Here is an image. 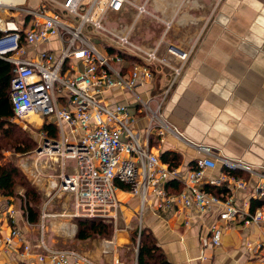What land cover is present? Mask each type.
<instances>
[{
	"label": "built area",
	"instance_id": "2783aa9c",
	"mask_svg": "<svg viewBox=\"0 0 264 264\" xmlns=\"http://www.w3.org/2000/svg\"><path fill=\"white\" fill-rule=\"evenodd\" d=\"M149 1L41 0V6L33 9L0 0V58L13 65L10 93L13 120L35 125L31 118L38 115L41 130L45 124H54L58 133L56 139H48L42 130L39 147L43 151L38 152V147L34 155L36 180L40 183L44 168L56 162L61 165L62 172L42 187L49 196L46 205L56 196L72 194L74 210L62 216L103 219L118 232L124 184L140 199V231L144 210L154 200L158 208L183 205L204 215L218 209L219 221L224 223L241 219L245 224H260L264 221L263 208L251 212L247 204H236L233 194L224 198L202 185L227 184L230 190L246 188L245 180L232 173L242 170L258 179L255 191L257 196L264 197L263 167L221 157L222 166L230 172L206 177V170L217 165L211 157V147L188 141L207 156L198 158L194 167L184 171L164 163L151 146L153 132L161 136L167 131L180 134L161 114L162 103L152 107L153 99L145 100L136 92L137 87L153 79L155 68L170 65L166 57L158 55V46L144 47L133 40L135 23L142 15L157 17L147 8ZM131 8L137 10L133 22L106 25L113 15ZM165 23L168 29L171 22ZM54 39L60 43L59 51L39 49L41 44ZM126 55L139 60L127 72ZM188 56V52H183L180 58L186 60ZM181 69H174L175 77ZM114 89L133 92L138 98L136 109L110 101L108 93ZM138 114L149 117L143 137L131 128ZM171 180L183 183L180 192L167 189ZM15 212L11 210L12 214ZM43 213V217L48 216L45 210ZM2 226L0 218V229ZM223 230L221 223L216 222L210 235L202 238L203 247L219 246ZM20 235L19 228H14L7 237L0 233V251ZM110 244L103 248L105 255L116 252ZM251 247L258 253L259 264H264V240ZM37 248L42 250L39 259L48 257L52 264H97L76 250L56 249L44 240ZM25 251L30 253L33 248L27 245ZM107 264L126 263L116 256Z\"/></svg>",
	"mask_w": 264,
	"mask_h": 264
},
{
	"label": "crops",
	"instance_id": "0c3cea01",
	"mask_svg": "<svg viewBox=\"0 0 264 264\" xmlns=\"http://www.w3.org/2000/svg\"><path fill=\"white\" fill-rule=\"evenodd\" d=\"M8 1L38 8V0L34 3L33 0ZM149 5V10L157 16L150 17L152 26L161 32L152 44L136 42L144 47L158 46V55L166 57L170 65L155 68L153 79L137 89L148 95V100L153 99L156 105L162 103L161 114L180 134L167 131L161 136L153 132L150 140L153 150L160 157L165 151H177L182 158L180 167L186 171L195 166L198 158L207 156L189 142L211 147V157L217 165L206 170V177L228 173L221 164V157L241 159L253 167L264 168V0H150L147 7ZM143 16L136 21L134 32L148 25L147 21L140 22ZM165 21L171 22L168 29ZM49 46L51 50H58L60 43L54 39ZM183 52L189 53L186 60L180 58ZM178 67L182 69L175 77L174 69ZM119 93L123 97L118 98ZM108 96L110 101H123L136 109V102L125 90L114 89ZM35 116V126L39 127L40 118ZM148 118L138 114L136 120L137 125L143 122V135L147 132ZM141 130L138 131L140 135ZM234 174L245 180L246 188L230 190L227 184L214 186L208 183H203L202 187L205 190L214 188L217 195L224 198L233 194L235 203L247 204L251 212L264 209V197L257 196L255 191L258 179L242 170L234 171ZM178 182L182 190L184 185ZM120 196L126 230L115 232L111 240L79 241L75 237V220L71 219L68 227L64 223L62 233H55L50 227L48 240L45 238L44 218L47 216L43 217L44 213L41 233L40 223L28 219L20 201L0 194L1 235L7 237L14 228L21 231L19 237L11 244H5L0 251V264H52L48 257L39 259L42 250L37 245L41 240L56 249L76 250L97 264H107L116 256L126 264H138L139 249L131 261L122 258L119 251L134 247L127 226L139 221L140 199L125 188ZM12 209L16 211L14 214ZM142 222V229L157 241L159 252L168 264L260 263L258 253L251 245L264 240V221L245 224L236 219L224 223L219 221L218 209L204 215L183 205L158 208L154 200L144 210ZM216 222L224 228L222 242L217 247L204 248L202 238L210 235ZM138 230L140 237V222ZM64 236L73 239L71 247L55 243ZM107 243H111L109 247L116 251L115 254L103 253ZM27 245L33 248L32 252L25 251Z\"/></svg>",
	"mask_w": 264,
	"mask_h": 264
},
{
	"label": "trees",
	"instance_id": "16d2710c",
	"mask_svg": "<svg viewBox=\"0 0 264 264\" xmlns=\"http://www.w3.org/2000/svg\"><path fill=\"white\" fill-rule=\"evenodd\" d=\"M1 35V32H0ZM127 64L124 71L132 68V64L139 61L134 56H125ZM14 76L13 65L0 58V194L13 197L21 202L31 222L39 223L42 214L43 198L41 193L24 178L18 165L13 160H4L5 151L26 153L34 148L35 142L29 132L22 129L20 125L13 121L14 112L10 100L11 80ZM42 130L48 139H56L58 136L54 124H45ZM161 160L170 167H180L182 158L177 151H165L161 155ZM229 171V170H227ZM230 172V171H229ZM234 173V171L232 172ZM25 189V197L19 195L17 187ZM126 190L128 186L121 185ZM171 192H180L181 186L177 180L169 181L167 185ZM214 193H218L214 188H209ZM219 194V193H218ZM25 201V202H24ZM77 225L76 239L85 241L94 238L111 240L115 234V227L106 220L99 218H76ZM138 227L133 233L134 238L138 235ZM157 241L145 229L141 230L139 243L138 264H168L159 252Z\"/></svg>",
	"mask_w": 264,
	"mask_h": 264
},
{
	"label": "rangeland",
	"instance_id": "374dc122",
	"mask_svg": "<svg viewBox=\"0 0 264 264\" xmlns=\"http://www.w3.org/2000/svg\"><path fill=\"white\" fill-rule=\"evenodd\" d=\"M139 1V0H138ZM143 0H140L139 2L142 3ZM35 1L33 0L32 3H34ZM40 4V5H39ZM152 5V4H151ZM151 5H149L147 8L150 9ZM31 6V5H29ZM41 6V0H38V8ZM33 7H37L36 4H33ZM37 8V9H38ZM137 15V10L136 8H131L127 11H124L123 14H117V15H113L111 17V20H108L106 25L108 27H112L114 26H118L119 23H129V22H133L135 17ZM151 16H149L148 14H144L143 18L140 19L141 21H147L148 25H146L145 27H143L142 29H137L136 32H134L133 35V39L137 42L143 41L149 44H152L153 41L159 36L161 30H159V28H155V26L153 24V21L150 19ZM140 23H138L139 25ZM141 25V24H140ZM139 25V26H140ZM157 27V26H156ZM153 30L155 31V33L153 32ZM50 43H44L41 44L39 49L40 50H49L50 48ZM59 51V48H58ZM123 92V89H120ZM128 95L135 101L138 102V98L135 96V94L133 92L127 91ZM136 92L143 97V99L148 100L149 97L148 95H146L145 93H143L140 89H137ZM119 97H123V94L119 93V95L117 96ZM123 102V101H121ZM152 107L156 106V102L152 101L151 102ZM37 117L35 115L32 116L31 120L33 121H37L36 120ZM149 119V118H148ZM148 119L144 122L146 123L148 121ZM18 125H20V127H22V129L26 130L27 132H29L32 136V141L35 142L36 145H34V148L26 153H22V152H13L11 150L9 151H5V157L4 160H13L19 167L22 175L24 176V178L29 182L30 185H32L33 187H35L42 195L43 198V203H42V214L43 211L45 210L46 213L48 214L47 217H45V225H46V233H45V238H48V240H50V232L52 231L51 228L53 227L55 230V233H62L64 232L65 228H63L65 225L64 223L70 224L71 223V219L75 220V218H71L68 216H62L61 214H63L64 212L66 213H71L74 210V203H73V195L66 193V194H62L61 196H56L53 201L51 203H49L48 205H46L47 200L49 199V196L47 195V191L44 190L42 187H46L47 183L50 179H52L54 176H58L62 171H61V165L60 162H56L55 164H53L51 167H47L46 169H43V172L41 175L42 176V180L41 183L38 182V180H36V172H35V161H36V157L34 156L36 154V150L39 147L40 143L42 142V130L41 127L39 126H35V125H30L31 123L29 122H23V121H19L16 122ZM143 123V122H142ZM142 123L138 124L134 123L131 125V128L135 131L138 132L140 129H142V135L141 137H143V132H144V127L141 126L143 125ZM143 127V128H142ZM40 183V184H39ZM45 184V185H44ZM17 191L19 192V195H21L22 197H25V189L22 188L21 186L17 187ZM46 191V192H45ZM19 201V200H18ZM25 202V201H24ZM41 214V216H42ZM140 215V213H139ZM42 217L40 220V226H38V229H40V232L42 233V226H43V221H42ZM126 223L123 220V214L120 217V220L118 222V229L119 231H123L126 230ZM51 227V228H50ZM137 227H139V221L137 223L133 222V223H129V226H127L128 232H130V237L132 238V243L134 247H131L129 250H124L123 252V248H121V251H119L120 256L123 258L126 257L129 259V261L133 260L135 257V253H137L138 249H139V243H140V237L139 234L136 235V237L134 238L133 233H135V230L137 229ZM65 238H61L59 241H56L55 243L58 246H63V247H71L72 246V238H67V236H64Z\"/></svg>",
	"mask_w": 264,
	"mask_h": 264
},
{
	"label": "water",
	"instance_id": "95a60500",
	"mask_svg": "<svg viewBox=\"0 0 264 264\" xmlns=\"http://www.w3.org/2000/svg\"><path fill=\"white\" fill-rule=\"evenodd\" d=\"M47 141H48V140H46V142H47ZM37 151H38V152H41V151H43V147H41V146H40V147L38 148V150H37Z\"/></svg>",
	"mask_w": 264,
	"mask_h": 264
},
{
	"label": "bare ground",
	"instance_id": "6f19581e",
	"mask_svg": "<svg viewBox=\"0 0 264 264\" xmlns=\"http://www.w3.org/2000/svg\"><path fill=\"white\" fill-rule=\"evenodd\" d=\"M6 1V0H5ZM12 1H15V0H12ZM38 116V115H37ZM70 232H71V230H70Z\"/></svg>",
	"mask_w": 264,
	"mask_h": 264
}]
</instances>
